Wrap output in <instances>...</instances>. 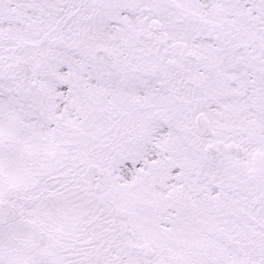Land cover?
Segmentation results:
<instances>
[{"label": "snow or ice", "instance_id": "6c2138e0", "mask_svg": "<svg viewBox=\"0 0 264 264\" xmlns=\"http://www.w3.org/2000/svg\"><path fill=\"white\" fill-rule=\"evenodd\" d=\"M0 264H264V0H0Z\"/></svg>", "mask_w": 264, "mask_h": 264}]
</instances>
